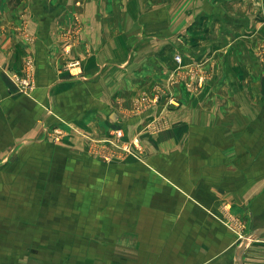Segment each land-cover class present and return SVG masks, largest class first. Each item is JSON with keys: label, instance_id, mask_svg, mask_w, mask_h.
<instances>
[{"label": "rangeland", "instance_id": "374dc122", "mask_svg": "<svg viewBox=\"0 0 264 264\" xmlns=\"http://www.w3.org/2000/svg\"><path fill=\"white\" fill-rule=\"evenodd\" d=\"M16 1L8 0L10 6ZM126 1L114 0L115 16L130 15L129 27L125 26L124 30L140 34L141 40L115 42L112 66L115 86L111 100L113 103L109 108L120 114V120H108L107 130L111 131L109 137L101 139L92 148L96 151L93 155L101 162L129 161L131 184L125 187L115 182L112 186L98 184L97 188L88 184L82 187L61 186L62 178L73 182L78 172L68 169L74 168L73 164L67 165L65 171L57 169L55 165V170L50 169V179L44 188L51 200L43 204L49 216L45 215L44 221L39 219L38 227L29 226L27 219L22 217L13 226L8 214L10 200L1 203L0 264H217L218 260L238 264L245 246L264 237V195L254 211L248 209V203L247 209L233 212L227 206L228 201H216L219 199L215 195L208 194L209 188L215 193L217 189L213 185L217 181L210 180V177L231 176L234 173L233 170L226 169L223 172L210 167L209 160H212L211 157L216 158L212 153L207 154L201 148L194 150L193 162L197 163V169L193 170V177L206 178L203 184L194 179V186L191 182L188 186L184 185L188 188V194L193 193V190L199 194L198 197L194 195V202L193 198H186L180 190L175 195L171 187H160L155 178L164 177L153 169L154 164L161 166V163L170 162L169 155L160 157L157 151V133L176 124L173 115L176 113L177 117L176 111L185 107V98L190 99L192 95L206 98L212 94L215 97L218 93L220 98L241 101L243 114L249 116V105L252 103L258 116H264V95L260 93V77L264 74V0H259L257 16L251 17L253 25L249 24V20L256 11L242 10L240 0H214L209 5L203 0H143L146 4L139 0ZM150 4H157V8L149 10ZM77 17H80L78 13L74 19ZM159 19L168 25L158 27ZM78 28L72 25L65 31L63 44L72 40L68 35L75 33ZM177 55L180 60L176 59ZM72 58L67 59V67L76 61ZM146 58L150 67L158 69L145 72L142 60ZM99 64L109 70L106 59H102ZM17 75L27 81L23 84L12 78L16 92L23 95L33 92L34 59L29 57L23 72ZM68 108L74 110L76 107ZM232 108L233 111L235 108ZM50 114L51 120L57 118L52 107ZM249 129L248 125L247 133ZM50 132L55 137L63 133L57 120L51 122ZM243 139L249 140L246 135ZM188 156L182 155L181 159L179 156V161L185 163ZM233 156L228 154L225 158L231 161ZM251 156L250 153L235 155L243 168L247 167ZM222 159L219 154V160ZM138 162L140 164H136ZM138 166H143L140 172ZM27 172L21 170L19 176ZM98 172V177L103 178L104 170L98 168ZM141 173L146 185H134L133 180L141 177ZM163 174L165 176L166 173ZM177 174L179 178L186 177L185 170L177 169ZM88 176L90 174L85 179ZM94 176L91 174V177ZM113 177L116 175H106L108 183ZM85 179L84 183L87 182ZM257 179L259 193H262L264 176L257 175ZM27 187L23 185L19 191L25 193ZM75 193L87 196L88 201L90 193L107 194L109 198L115 194V198L107 201L86 202V207L82 206V213L87 214L91 206L98 207V217L92 225L97 226V232H75L74 214L77 215V211L74 210L75 203L71 202L75 199ZM61 194L66 195L65 203L59 200ZM174 202H177L178 208L193 206L195 212L192 222L213 230L195 234L187 226L181 225L185 218H178L177 223L181 227L176 234L162 233L171 224L169 212L164 210ZM214 202L216 205L210 209L209 206ZM22 206L24 214L23 202L18 203L19 216L22 215ZM246 237L245 244L237 253V248ZM172 238L176 239L174 244L168 242L167 245L173 246L174 250H166L163 243Z\"/></svg>", "mask_w": 264, "mask_h": 264}, {"label": "crops", "instance_id": "0c3cea01", "mask_svg": "<svg viewBox=\"0 0 264 264\" xmlns=\"http://www.w3.org/2000/svg\"><path fill=\"white\" fill-rule=\"evenodd\" d=\"M203 2L209 5L213 4L214 0ZM239 3L242 10L256 11L251 14L249 20V24L253 25L254 20L251 17L257 16L259 0H240ZM156 8L157 4H150L148 9ZM114 11V0H19L11 6L8 0H0V207L1 203L10 200L11 209L8 214L13 226L17 225V219L22 217L27 219L29 226L38 227L39 219L44 221L45 215L49 216L43 204L51 200L49 195L45 194L44 188L50 179V169L55 170V165L57 169L65 171L67 165L73 164L74 168L68 169L78 172L73 182L62 178L61 186L82 187L88 184L97 188L98 184L112 186L119 182L125 187L131 184L128 176L131 170L129 161L101 162L93 155L95 150L92 148L101 139L109 137L111 131L107 130V121L112 119L109 116L112 111L118 114L117 119L113 121L120 120V114L109 108L114 97L112 66L115 42L129 43L141 40L140 34H131L129 29L124 30L125 26L129 27L130 15L118 18ZM76 13L80 17L74 19ZM72 25L79 28L75 33L68 35L72 40L63 44L65 31ZM167 25L164 20H157L158 27ZM29 57L35 61V88L30 94H18L10 75L12 72H23L25 61ZM71 57L76 61L67 67V59ZM102 59H106L109 70L99 64ZM147 60L148 58L142 60L145 72L158 69L150 67ZM125 86L128 84L125 83ZM235 99L220 98L218 93L215 97L213 94L206 98L192 95L190 99H182L185 107L176 111L177 117L176 113L173 115L176 124L157 133V151L159 150L160 157L170 156L169 163H161V166L157 163L153 166L154 171L164 177L155 178L160 187H171L175 195L180 190L186 198H193L194 202V195L198 197L199 194L194 190L188 194L186 186L190 182L194 186V179L202 184L206 180L193 177V170L197 169V163L193 162V153L201 148V151L212 153L216 157L209 160L210 167L223 172L226 169L234 171L231 176L210 177V180L217 181L213 183L217 189L215 193L209 188L208 194L215 195L219 199L216 201H228L227 206L233 212L247 209L248 203V209H256L263 200L261 196L264 195V189L259 193L257 179V175L264 176V116H258L252 103L249 105V116L243 114L241 101ZM69 106L76 108L71 110ZM231 106L235 108L233 111ZM51 107L57 115L53 120ZM54 120H57L58 127L63 132L57 137L52 136L50 132V125ZM248 125L250 129L247 133ZM244 134L250 141L243 139ZM241 153L252 155L249 164L244 168L235 157ZM219 154L222 155V160H219ZM228 154H233L234 159L227 160L225 155ZM182 155H189L185 163L179 161V156L181 159ZM142 163L144 164V161ZM98 168L104 170L103 178L98 177ZM142 168L143 166H138V172ZM177 169L185 170L186 177L179 178ZM240 169L244 172L242 170L238 173ZM21 170L28 172L19 176ZM80 173L83 174L82 177L79 176ZM163 173H166L165 176ZM88 174L90 176L85 179ZM91 174L95 176L91 177ZM106 175L116 177L110 178L108 183ZM143 177L141 173V177L135 178L133 184L145 186L146 179ZM84 179L89 182L84 183ZM23 185H29L25 193L19 191ZM181 186L187 190L180 189ZM78 193H75V199L71 201L75 203L73 206L77 211V215L74 214L75 232L95 233L97 226L92 225L93 221L97 220L98 207L91 206L87 214L82 213V206L85 208L86 202L107 201L115 198V194L109 198L107 194L90 193L88 201L87 196ZM59 200L65 203L66 195L61 194ZM126 200L129 201L128 198ZM22 202L25 210L23 214L22 206V215L19 216L18 203ZM214 205L215 202L209 208ZM165 211L169 212L171 224L162 230L164 234H176L181 227L177 223L178 218H185L181 225L187 226L195 234L213 230L211 227L192 222L195 212L193 206L187 209L178 208L177 202H174L166 206ZM258 240L245 246L238 264H264V237ZM175 241V238L165 241L164 248L171 251L173 246L167 243L174 244ZM217 264L229 262L218 260Z\"/></svg>", "mask_w": 264, "mask_h": 264}, {"label": "water", "instance_id": "95a60500", "mask_svg": "<svg viewBox=\"0 0 264 264\" xmlns=\"http://www.w3.org/2000/svg\"><path fill=\"white\" fill-rule=\"evenodd\" d=\"M260 93L262 95H264V74L261 75L260 77ZM109 116L113 119V120H116L117 117H118V114L115 112V111H112ZM264 229V228H262ZM248 237H246V239L244 240V242L238 247L237 249V253L238 251H240V249L242 248V246L245 244L246 240H247Z\"/></svg>", "mask_w": 264, "mask_h": 264}, {"label": "built area", "instance_id": "2783aa9c", "mask_svg": "<svg viewBox=\"0 0 264 264\" xmlns=\"http://www.w3.org/2000/svg\"><path fill=\"white\" fill-rule=\"evenodd\" d=\"M176 59L177 60H180V56H176ZM12 74V78H14V79H16V80H18L20 83H23V84H26V79L25 78H22V77H19L17 74L18 73H16V72H12L11 73Z\"/></svg>", "mask_w": 264, "mask_h": 264}, {"label": "trees", "instance_id": "16d2710c", "mask_svg": "<svg viewBox=\"0 0 264 264\" xmlns=\"http://www.w3.org/2000/svg\"><path fill=\"white\" fill-rule=\"evenodd\" d=\"M19 0H17L16 2H18Z\"/></svg>", "mask_w": 264, "mask_h": 264}]
</instances>
